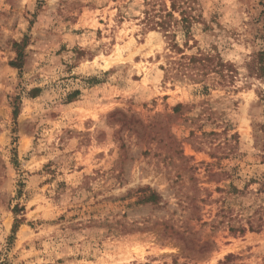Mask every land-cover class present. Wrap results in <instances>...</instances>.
<instances>
[{
	"label": "rangeland",
	"instance_id": "1",
	"mask_svg": "<svg viewBox=\"0 0 264 264\" xmlns=\"http://www.w3.org/2000/svg\"><path fill=\"white\" fill-rule=\"evenodd\" d=\"M184 1L167 36L170 0H0V262L264 264V0Z\"/></svg>",
	"mask_w": 264,
	"mask_h": 264
},
{
	"label": "trees",
	"instance_id": "2",
	"mask_svg": "<svg viewBox=\"0 0 264 264\" xmlns=\"http://www.w3.org/2000/svg\"><path fill=\"white\" fill-rule=\"evenodd\" d=\"M171 1V10L168 9L161 10L160 14H154L151 17V13L146 12L148 15V22L152 23L151 28L152 29H159L165 32L168 35L171 33V29L175 26L180 25L183 30H185L187 33L191 30L194 23L198 22V19L191 16L189 9H191L190 6H188V3L184 0H170ZM179 13L180 20L178 21L174 14ZM14 47L16 49L17 58L14 62L11 63V66L22 71V68L24 66V50L26 48V41L23 40L22 42L14 43ZM171 48L175 50L176 52L181 51V49L178 47L176 43L172 44ZM185 58V57H182ZM218 58V62L212 66L216 61L215 59ZM188 64L181 65V72L185 71L183 74L187 77H190L188 73V67L193 65L196 67V73H194V81H198V78H204L208 76L212 72L219 73L224 78L231 77L230 75H233L232 73L235 72L233 67L231 65H226L223 63V61L218 56H202L200 55L197 57H191L188 59ZM197 65V66H196ZM249 68V72L251 75H256L258 78L264 80V50L260 51L255 55L253 60L247 65ZM202 81V80H199ZM39 90H34L32 93V97H36ZM264 97V93H263ZM20 98H16L14 104H13V117L14 120H17L19 114H20ZM145 191H148V194H145L144 196H140L139 202L144 203H153L156 204L158 200H160V196L156 192H152L150 188L145 189ZM264 202V199L262 200ZM24 211L23 207L16 206L13 210V213L15 217L19 216L21 212ZM255 214H258L259 217L253 216L248 219L247 225L248 228H244L243 226L240 229H233L231 228L232 233L239 232L240 234H244L247 232V230L251 232H259L264 228V204L263 206H260L259 210L255 212ZM22 220L16 219L15 224L12 230V236L8 240V244H13L15 240V234L21 224ZM0 264H8L7 260H4L0 262Z\"/></svg>",
	"mask_w": 264,
	"mask_h": 264
}]
</instances>
